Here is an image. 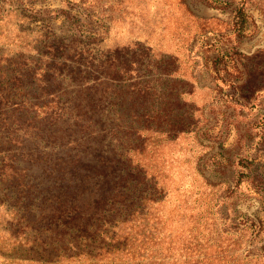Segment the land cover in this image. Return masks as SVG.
I'll list each match as a JSON object with an SVG mask.
<instances>
[{"label": "rangeland", "instance_id": "374dc122", "mask_svg": "<svg viewBox=\"0 0 264 264\" xmlns=\"http://www.w3.org/2000/svg\"><path fill=\"white\" fill-rule=\"evenodd\" d=\"M109 9L116 10L112 20ZM87 13L99 23L97 32L108 37L104 49L115 43L122 50L134 47L131 78L145 75L144 52L153 63L167 53L176 61L170 69L184 79L177 85L189 93L186 133L171 132L173 112L136 141L134 161L146 174L139 192L154 189L160 200L145 204L158 249L190 246L193 252L198 243L199 251L207 250L205 264H264V0H0V103L32 100L26 95L31 80L22 79L39 73L47 53L59 55L57 37L79 31L76 18L86 22ZM223 55L225 61L215 65ZM168 101L171 109L173 100ZM128 104L124 100L121 110L125 124L134 111ZM25 118L21 123L11 112L0 117V264H36L30 260L36 254H29L36 234L27 224L38 211L36 206L25 211L27 187L55 161L42 154H55L60 137L86 134L50 133L43 126L36 131ZM105 125L111 129L114 123L107 119ZM84 142L89 170L99 175L102 169L92 158L99 150ZM137 228L142 243L140 235L151 231Z\"/></svg>", "mask_w": 264, "mask_h": 264}, {"label": "trees", "instance_id": "16d2710c", "mask_svg": "<svg viewBox=\"0 0 264 264\" xmlns=\"http://www.w3.org/2000/svg\"><path fill=\"white\" fill-rule=\"evenodd\" d=\"M109 10L112 20L116 10ZM92 16L87 13L86 22L78 16L76 21L82 24L78 25L79 31L69 30L65 36L57 37L59 55L47 53L39 73L30 72L33 76L22 79L31 80L26 89L31 101L5 99L0 103V117L11 112L21 117V123L26 117L25 123L36 131L43 126L50 133H86L79 139L60 137L55 154H42L44 159L55 157V161L49 160L50 164L41 170L40 181L27 187L25 211L30 212L33 206L38 211L33 216L36 219L27 224L36 234L29 248V254L35 253L36 257L30 260L36 264H205L207 250L199 251L202 246L198 243L192 248L195 254L190 246L158 249L154 228L151 231L148 226L145 204L154 206L160 200L155 199L154 189L151 194L139 192L146 183V174L134 161L139 151L137 139L142 133L152 132L155 120L166 123L177 112L171 132H187L184 127L189 117H184L188 115L184 107L189 93L177 85L184 80L177 76L179 70L170 69L175 58L165 53L153 63L147 50L145 75L134 80V47L122 50L115 43L111 50L104 49L108 37L97 32L100 25ZM104 17H99V21L106 26ZM82 27L88 28V33ZM224 59V55L215 59V65ZM167 90L170 93L166 96ZM169 98L174 105L171 109L167 107ZM136 99L142 103L137 105ZM124 100L130 102V110L134 108L132 121L127 124L121 111ZM107 119L114 123L111 129L106 128ZM124 128L128 133L121 132ZM161 133H167L166 129L162 128ZM84 141L95 144L94 151L99 150L92 156L102 169L99 175L89 170ZM33 160L29 162L33 164ZM137 225L151 231L140 235L144 238L142 243ZM193 255L205 259L192 261Z\"/></svg>", "mask_w": 264, "mask_h": 264}]
</instances>
